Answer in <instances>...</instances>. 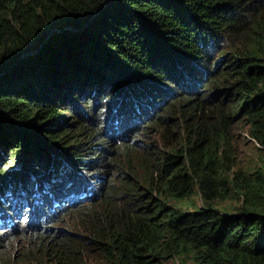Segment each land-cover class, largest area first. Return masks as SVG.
Masks as SVG:
<instances>
[{
    "label": "trees",
    "instance_id": "1",
    "mask_svg": "<svg viewBox=\"0 0 264 264\" xmlns=\"http://www.w3.org/2000/svg\"><path fill=\"white\" fill-rule=\"evenodd\" d=\"M107 117L124 126L121 162ZM240 120L263 156L246 167ZM17 182L40 211L23 238L57 264H84L82 249L104 264H264V0H0V240L19 231ZM86 197L98 205L71 208L76 230L50 228Z\"/></svg>",
    "mask_w": 264,
    "mask_h": 264
},
{
    "label": "rangeland",
    "instance_id": "2",
    "mask_svg": "<svg viewBox=\"0 0 264 264\" xmlns=\"http://www.w3.org/2000/svg\"><path fill=\"white\" fill-rule=\"evenodd\" d=\"M101 105H103V104L102 103L97 104L98 107H100ZM65 113L66 112H64V114ZM69 114L72 115L71 113H69ZM75 116L78 117L79 119H81V121L85 122L81 111L77 112L75 114ZM108 117L102 121L103 131L107 135L108 142L113 145L112 148L109 149L108 146L105 144L106 145L105 149L110 152L107 158H109L111 156H114V157L117 156L118 161H120L119 156H122V154L120 153L119 149H122V148H120L119 146L122 142L121 137L124 134V132H123L124 126L123 127H113L112 123L108 120ZM70 119H72L71 116H70V118H68V120H70ZM244 127H245V125L242 122V120L237 121L233 125V133H232V140H231V144H232V148H233V154H234L233 155V161L235 163V166H240V167H244V166L246 167L247 165H251L254 162H259L260 159H263L262 151L259 148H257L256 144L245 134ZM96 129H97L96 126L88 125V127L86 128L87 134H90L91 132L95 133ZM81 135L82 134H80V136ZM144 136H146V135H144ZM144 136H141L140 132H139L133 138L136 140L146 138L145 141L140 143V145L145 144V143H149L151 141V142H154L152 144H154V146L156 148H159L162 150L169 148L168 145H162L161 144L162 136H161L160 132L152 131L151 134L149 135L150 141H148L147 137H144ZM98 139H100V137L96 136L95 140L97 141ZM109 139H111V140H109ZM95 154L96 153L90 154L91 158H94ZM86 157H84V158H86ZM119 164H120V166L123 167L122 171H124V173L126 172L127 174L131 175V173H130L131 170H132V172L134 171L133 169L129 168L128 166H124L122 163H119ZM1 167H3L4 170L7 169L8 171L12 168V167L8 168L9 165H7V162L1 163ZM63 169L65 171H69V169L67 167H63ZM134 169H135L134 173L136 175H137V173L138 174L140 173L139 168L135 167ZM69 174L70 173H68L67 175H69ZM121 174H122V172L117 171L116 168L112 169L111 172L109 173V175H111V177H113L114 179L120 180L118 182L120 187L123 186V181H124L122 179ZM135 177L137 178V176H135ZM89 181L91 182L90 179H89ZM104 182H106V181H104ZM22 184L23 183H19V182L16 183L15 187L17 189L15 190V192L18 191L17 194L19 195L20 189L23 190L21 198L23 199V195H24L25 204L22 208L25 210L22 211V213L17 215L18 221L19 220L20 221L15 222V225L17 226L19 231L13 232L9 236H6L5 240L4 239L0 240V264H57L55 262V259L52 257L51 251H47L45 253L44 247L49 248V246H45L46 242H45V239L43 237H39L36 235L32 239H28V238L26 239L25 237L23 238V231H22L21 227L24 226L27 221L33 222L34 218L38 217L40 215V211L38 209H35V211L32 214L29 213L30 212L29 204H31V203L33 204L32 200H34V197H32V193H29L31 188L25 187V184L24 185H22ZM107 186H108V183L106 185L103 184L102 191L107 190ZM99 192H100V190L94 192V194L96 195ZM25 194H26V196H25ZM151 196L156 197L157 199L165 200L162 196H157L154 193H152ZM17 198H19V197H15L14 199L11 198L6 203L8 208L13 213L16 211V208H18L17 207L18 205L15 202V201H17ZM191 199L196 200L198 202L197 195H195V194H191L190 198H188V201H190ZM90 201H94V200L93 199L91 200L87 197L81 199V201L77 202L75 205L69 206L70 209L67 208V210L63 211L64 214L62 216H60L59 213H57L59 211V208L53 207V210L56 211L57 214H55L56 220H54L51 223L50 228L55 229V230L56 229L57 230L58 229H60V230L61 229L62 230H71V231L76 230L75 225H76V223L79 222V218L74 213L71 214L70 210L73 207L74 209H77V210L81 209L84 212H87V211L89 212L90 210L88 208H90V207L84 206V205H86L85 203H88ZM165 201L167 204H171L170 199H166ZM67 203H68V200H65L66 205H67ZM94 203H95L94 206L98 205L97 201H94ZM232 204H236V201L227 199V200L221 201L219 203V205H232ZM8 215H10V214H8ZM30 219H33V220H30ZM82 251H83V253L81 254V256H82V260H83L84 264H104V259L102 258L101 254L96 249H82ZM163 260L164 261L161 264H178L176 259L171 261V259L165 258Z\"/></svg>",
    "mask_w": 264,
    "mask_h": 264
},
{
    "label": "water",
    "instance_id": "3",
    "mask_svg": "<svg viewBox=\"0 0 264 264\" xmlns=\"http://www.w3.org/2000/svg\"><path fill=\"white\" fill-rule=\"evenodd\" d=\"M104 2H105V0H104Z\"/></svg>",
    "mask_w": 264,
    "mask_h": 264
}]
</instances>
